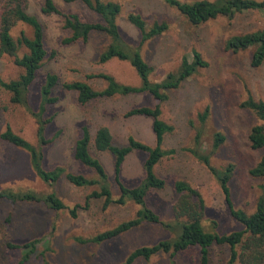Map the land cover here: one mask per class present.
<instances>
[{"label": "rangeland", "instance_id": "1", "mask_svg": "<svg viewBox=\"0 0 264 264\" xmlns=\"http://www.w3.org/2000/svg\"><path fill=\"white\" fill-rule=\"evenodd\" d=\"M54 1L65 11L77 12L90 20L99 19L79 3ZM113 1L121 5L118 18L120 31L132 45L139 44L140 34L127 20L128 13L140 14L147 26L154 22L167 25L164 32L141 45L142 55L152 68V81L158 82L168 72L175 71L183 56L191 59L193 50H197L208 63L179 87L167 91L166 99L160 103V118L173 126V130L165 135L164 148H172L175 153L162 157L155 166V173L165 180V186L148 193V206L162 220L172 219V207L177 198L174 182L184 180L197 189L204 200L202 224L206 230L224 234L241 229L242 226L231 217L215 178L185 148L193 146L194 137L199 133L202 149L211 151L214 134L221 133L224 140L213 150L211 163L218 168L227 163L234 164L229 181L233 203L248 213L253 212L264 188V177L251 176L249 169L264 154V147H250L249 132L260 120L242 103L249 97L264 100V61L260 66L253 67L250 64L253 47L236 52L227 49L225 42L231 35L264 28L262 14L257 11L243 12L232 18L219 16L193 25L162 0ZM42 2L28 0L26 11L42 25L48 57L30 87L29 108L11 102L10 93L0 88V133L9 124L15 132L37 145V122L30 110L38 111L40 87L45 75L53 72L59 80L53 90L57 100L44 110V118H51L44 134L46 138L58 134L44 148L43 167L51 169L61 166L65 172L82 173L93 178L95 172L74 157L75 141L81 134V127L87 126L92 136L98 126L106 125L117 145L125 144L129 135L153 145L151 119L125 116V112L135 106H152L155 101L149 94L138 93L98 98L80 104L74 91L61 87L62 82L86 80L94 88L100 89L104 86L101 80L86 77L97 72H106L118 82L132 85H139L140 79L127 61L116 58L104 63L98 61V54L108 42L102 33H93L85 43L62 44L61 39L67 35V31L62 28L59 16L41 12ZM20 31L31 35L29 26L17 22L12 34L18 36ZM52 50L55 53L51 57ZM20 72L21 68L14 64L13 57H0V77L3 80L16 78ZM90 152L103 164L112 194L117 196L112 155L108 151H96L92 146ZM145 156V153L135 150L126 156L120 171L121 181L125 185L132 187L140 182ZM95 187H76L64 176L52 185L44 183L33 169L29 153L0 138V190H28L39 195L55 192L67 206L54 210L40 201L12 202L0 198V264H123L134 248L171 237L161 225L143 222L101 243L80 241L132 218L138 209L132 201L123 205L111 203L103 209V199L92 198L88 209L78 207L77 216L71 217L69 208L83 204L86 194ZM32 240H36L35 248L25 259L27 249L6 246L8 241L23 244ZM228 257L226 245L213 244L209 248L206 264H226ZM133 264L171 262L168 254L158 252L149 259L138 258ZM174 264H203L199 248L188 247L178 252L174 256Z\"/></svg>", "mask_w": 264, "mask_h": 264}, {"label": "trees", "instance_id": "2", "mask_svg": "<svg viewBox=\"0 0 264 264\" xmlns=\"http://www.w3.org/2000/svg\"><path fill=\"white\" fill-rule=\"evenodd\" d=\"M65 3H79L93 13L98 20L83 18L73 11H65L58 6L54 0H43L41 12L46 15H57L61 19L62 28L67 35L61 39L62 44L87 42L93 33L104 34L108 42L98 54V61L104 63L116 58L127 61L136 71L140 79L139 85L118 82L111 74L97 72L88 74L87 78L101 80L104 86L100 89L94 88L86 80L65 81L61 87L65 90L74 91L77 101L84 105L98 98H110L114 96H125L138 93L149 94L155 103L152 106H135L125 112V116H145L151 119V127L154 134V144L149 145L132 135L127 137L126 143L117 145L113 142V136L108 126H98L91 136L87 126L81 127V134L75 141L74 157L85 167L95 172V177L90 178L82 173L65 172L61 166L51 169L43 167L44 148L57 136L45 137V127L51 118H44V110L47 105L56 102L57 97L53 95L54 88L59 84L58 76L53 72L45 75L44 82L40 87V104L38 111H31L37 122V145H33L23 136L15 132L9 124L0 133V138L13 146L22 148L29 153L30 162L36 174L44 183L54 184L61 176L76 187L96 186L86 194L83 204H75L69 208L71 217L77 216L78 207L88 209L92 198H102V208L106 209L109 204L123 205L132 201L138 206L135 215L118 223L111 229L97 233L88 239L80 241H92L101 243L115 238L120 234L138 226L143 222L161 225L171 234V237L162 239L152 245L138 246L126 257L123 264H133L138 258L149 259L153 254L162 252L168 254L171 264H174V256L188 247H198L201 262L208 261L209 248L213 244L226 245L229 257L226 264H264V188L258 196L255 209L248 213L243 209L235 207L229 186V181L234 172V164L227 163L218 168L211 163L213 150L224 140L221 133L214 134L213 149L205 151L202 149L200 134L194 137L193 146L185 148L193 157L200 161L215 178L224 196L231 217L238 222L242 228L229 233L219 234L208 231L202 224L205 203L197 189L184 180L174 182V190L177 198L173 204L172 219L165 221L146 202V197L151 190L162 189L165 180L155 173V166L164 156L175 153V150L164 148L165 135L173 130V126L160 118V103L166 99V92L175 89L193 75L199 68L207 66L197 50L192 51V58L183 56L178 68L168 72L160 81H152L150 74L151 66L144 59L141 45L160 35L167 29L166 23L154 22L147 26L145 20L138 13L130 12L127 20L139 31L140 42L138 45L128 43L122 36L118 18L121 12L120 3L113 0H63ZM167 5L178 10L186 20L198 25L219 16L232 18L243 12H260L264 20V0H194L186 2L182 0H162ZM28 0H0V57L11 56L15 65L21 68L16 78L3 80L0 77V88L10 93V100L29 108L30 87L36 78L37 71L42 67L48 52L45 48L44 31L40 21L26 11ZM17 22H22L30 27L31 35L20 31L18 36L12 34V28ZM225 46L232 51H242L249 47L254 50L251 55L250 64L253 67L260 66L264 61V28L234 34L226 39ZM51 52V57L54 56ZM242 105L252 110L259 118L260 123L255 124L248 135L250 147L260 149L264 147V100L249 97ZM206 113L203 114V116ZM204 118V117H203ZM96 151H108L114 160V180L118 187L117 196H113L108 175L101 161L90 152V147ZM145 153L142 165L143 177L140 182L132 187L125 185L120 178L122 163L126 156L132 151ZM253 177H264V154L249 169ZM0 198L16 202H43L48 208L60 210L67 208L65 203L50 192L39 195L33 191L0 190ZM36 240L23 244L7 242L6 246L11 249H27L24 259L33 252Z\"/></svg>", "mask_w": 264, "mask_h": 264}]
</instances>
